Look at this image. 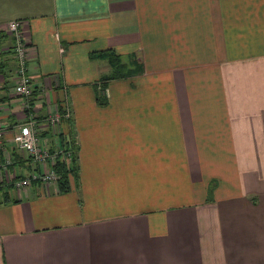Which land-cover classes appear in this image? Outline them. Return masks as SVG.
Segmentation results:
<instances>
[{"label": "crops", "instance_id": "crops-1", "mask_svg": "<svg viewBox=\"0 0 264 264\" xmlns=\"http://www.w3.org/2000/svg\"><path fill=\"white\" fill-rule=\"evenodd\" d=\"M14 20L66 192L9 185L41 170L12 141ZM106 50L136 74L99 96ZM0 118V264H264V0H0Z\"/></svg>", "mask_w": 264, "mask_h": 264}, {"label": "built area", "instance_id": "built-area-1", "mask_svg": "<svg viewBox=\"0 0 264 264\" xmlns=\"http://www.w3.org/2000/svg\"><path fill=\"white\" fill-rule=\"evenodd\" d=\"M7 32L12 37V56L16 64L15 70V85L13 93L18 98L24 100V109L29 110L27 113V120L17 127L13 133L12 141L18 150L24 152L29 159L32 160L33 165L38 166L41 170L29 173L24 177H15L12 175L10 186L13 189L22 191L30 188L34 183H39L42 186L55 187L58 190L59 175L54 170V166L58 161L62 162L64 166L69 167L72 160L73 151L64 148L61 145L51 148L45 144L43 138L37 132L38 124L31 114L32 106L29 103L34 92V87L28 75L27 61H28V48L22 33V23L14 20L10 21L7 25ZM102 95L106 94V89L101 90ZM71 120V110L68 103L61 101L52 112H49L44 119L47 128L53 130L54 134L60 129V126ZM5 127L3 126L0 118V148L2 147V137ZM12 164L9 158H6L3 163H0V171L7 172L8 167Z\"/></svg>", "mask_w": 264, "mask_h": 264}, {"label": "trees", "instance_id": "trees-1", "mask_svg": "<svg viewBox=\"0 0 264 264\" xmlns=\"http://www.w3.org/2000/svg\"><path fill=\"white\" fill-rule=\"evenodd\" d=\"M27 48H29V46H27ZM97 57L106 60L112 70L110 75L106 76L102 81H99L97 83V86L101 88V90L105 89V85L108 79L123 78V77L125 78L127 76H132L136 74L134 67L129 69L128 66L122 62L121 56L115 54L112 50H106L102 52L101 54H98ZM98 93H99V96L102 95L99 89H98ZM31 102L32 101L30 100L29 103L31 104ZM25 111L26 113H29V110L28 111L25 110ZM60 137H62V135ZM72 146H73V143H72ZM73 151H74V147H73ZM74 158L75 157H74V152H73V157H72L71 164L69 167L64 166L63 163L60 161H58L56 163V166H54V170L59 175L58 191L66 192L69 189V179L71 177H74V178L76 177V166H75Z\"/></svg>", "mask_w": 264, "mask_h": 264}, {"label": "rangeland", "instance_id": "rangeland-1", "mask_svg": "<svg viewBox=\"0 0 264 264\" xmlns=\"http://www.w3.org/2000/svg\"><path fill=\"white\" fill-rule=\"evenodd\" d=\"M129 69H131V66H128Z\"/></svg>", "mask_w": 264, "mask_h": 264}]
</instances>
